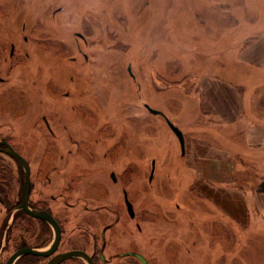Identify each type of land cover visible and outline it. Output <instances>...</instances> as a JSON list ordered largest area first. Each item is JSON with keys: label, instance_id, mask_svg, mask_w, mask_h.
<instances>
[{"label": "rangeland", "instance_id": "rangeland-1", "mask_svg": "<svg viewBox=\"0 0 264 264\" xmlns=\"http://www.w3.org/2000/svg\"><path fill=\"white\" fill-rule=\"evenodd\" d=\"M263 41L264 0H0V118L32 163L36 193L80 200L66 206L70 220L88 206L95 229L112 224L108 255L127 247L151 264H264L253 247L264 230L236 238L218 224L209 238L210 160L198 165L192 147L221 164L227 141L209 126L203 87L245 88L253 112L264 70L240 54ZM167 120L185 135L184 154Z\"/></svg>", "mask_w": 264, "mask_h": 264}, {"label": "flooded vegetation", "instance_id": "flooded-vegetation-1", "mask_svg": "<svg viewBox=\"0 0 264 264\" xmlns=\"http://www.w3.org/2000/svg\"><path fill=\"white\" fill-rule=\"evenodd\" d=\"M5 121L4 118H0V210L4 211L3 215L0 211V264H143L135 256L123 255L128 252L143 255L151 264L146 255L127 247L126 249L114 247L111 250L113 252L108 255V248L111 244L106 235L112 224L95 229L96 220L100 223L99 218L93 216L86 219L87 222L84 220L92 216L89 214L91 211L88 206L83 208L87 212L84 218L81 217L80 211H76L71 216L75 221L69 219L70 215L66 206H74L80 200L78 203H69L65 199L66 196L64 197V192L50 198L47 193L41 190L36 193L32 163L13 144L12 137L6 130V126L9 125ZM5 142L27 160L29 164L28 208L51 216L60 231L57 244H55V225L42 217L31 215L21 208L26 182L25 172L16 158L6 152L7 145ZM6 161H10L13 168ZM112 176L114 177V174ZM44 183L43 186L49 184V182ZM123 195L126 212L132 221L136 217L135 211L134 216L129 213L126 203V196L128 198V195L126 192ZM59 197H62L63 200L59 201ZM51 203H56L59 209L54 212ZM130 203L133 206L131 201ZM92 212L96 214L97 208L93 209ZM66 226H70L71 229L69 235L65 237ZM85 234L89 236L88 241ZM133 259L137 262H134Z\"/></svg>", "mask_w": 264, "mask_h": 264}, {"label": "crops", "instance_id": "crops-1", "mask_svg": "<svg viewBox=\"0 0 264 264\" xmlns=\"http://www.w3.org/2000/svg\"><path fill=\"white\" fill-rule=\"evenodd\" d=\"M263 42L256 43L250 53L243 51L240 54V60L264 68ZM203 89L207 94L206 100L209 102V125L236 127L238 131H241L245 144L252 151L244 159L245 165L236 169L228 151L222 150V162L218 166L217 154L211 153V149L209 152L204 145L192 146L198 165H201L199 162L201 158L210 160L209 196L212 195V197L209 198L227 214L226 220L233 223L232 226L236 228L235 231L238 234L248 228L256 227L257 224V227L261 229L264 227V176L262 178L253 176L264 174V117H260L264 113L262 100L264 92L253 95L254 110L249 112L243 90L232 85L210 83V81ZM260 102L261 104L258 105ZM215 172L221 173L222 176L213 177ZM236 173H242L243 178L250 180L252 184L243 183V186L238 187L225 185ZM223 228L226 229L227 235L231 234L228 233L232 231L229 226L223 225ZM253 247L261 246H257L254 242Z\"/></svg>", "mask_w": 264, "mask_h": 264}, {"label": "trees", "instance_id": "trees-1", "mask_svg": "<svg viewBox=\"0 0 264 264\" xmlns=\"http://www.w3.org/2000/svg\"><path fill=\"white\" fill-rule=\"evenodd\" d=\"M247 43H248V41L245 42V44H247ZM262 69L264 70V68H262ZM239 89L243 90L246 93L247 89H245V88H239ZM254 90H256V89H254ZM209 126H211V125H209ZM220 127H222V131L224 133L223 134V138H225L226 141H227L224 144L225 145L224 149L226 151H228L229 154L231 155L236 169L238 167H243V164L245 165L244 159H246V156L248 155V153L251 154L252 151L245 144L244 137H243L241 131H238L236 129V127H227V126H222V125ZM148 138L149 137L146 135V136H144V138L142 140L145 141V140H148ZM185 141H186V137H185ZM206 143L209 144V142H207V141H206ZM236 175H237V177L234 176L232 178V180L229 181L228 183H226L225 185H228V186H231V187H238V186H243V183H246V184L250 183V180L248 181V179L245 180L243 178L244 175L242 173L241 174L240 173H236ZM250 176H253V175H250ZM263 176H264V174H262V175L261 174L260 175L255 174L253 177L254 178L255 177H257V178L261 177L262 178ZM250 184H252V183H250ZM192 191H193V189H192ZM206 201L208 203H210L211 205H213L214 207H216V209H214V211L218 212V213L215 212L213 214L214 216H209V238L213 237V232H214L213 228H214L215 225H218V224L221 225V226H223V225L224 226H229L232 229V231H230V232L228 231V233H231V234L235 235L236 238H238L239 234L235 231L236 228H234L232 225L230 226L227 221H224V220L221 219L222 218L221 216L226 217L227 214H225L221 210V208L217 205V203H214V201L211 200V198H209V201L206 199ZM218 217H221V218L219 219ZM261 230L263 231L264 227L261 228V229L258 228V227H252V228H248L246 231L242 232L241 234L247 236L246 233L247 232H251V235H248V237L256 238V235H254V234L252 235V233L253 232L254 233L257 232L258 233V237L256 239H260L259 233L261 235H263ZM225 231H226V229H225ZM225 234H227V232H225ZM194 242H196V239H194ZM186 244L188 245L187 242H186ZM261 244H260V246H261V248H263V253H264V244L263 245H261ZM225 250L226 249L224 247L223 248L221 247V252H219L220 254L217 255V256H219L218 259L224 258L226 255H228L227 254L228 251H225ZM213 252H214V247H212V244H209V263L211 262L210 261V259H211L210 256L213 254ZM213 257L215 259L216 256H213Z\"/></svg>", "mask_w": 264, "mask_h": 264}, {"label": "water", "instance_id": "water-1", "mask_svg": "<svg viewBox=\"0 0 264 264\" xmlns=\"http://www.w3.org/2000/svg\"><path fill=\"white\" fill-rule=\"evenodd\" d=\"M145 107L150 112H152L154 114H160L159 111H157L155 109H152L147 104L145 105ZM167 122H168L170 128L172 129V131L178 137V139L180 141V144H181L182 153L184 154L185 153V136H184V134L171 121L167 120ZM6 145H7L6 152H8L11 156H13V157L16 158V160L18 161L19 165L22 167V169L25 172V181L26 182H25V189H24V195H23V203H22V207L21 208L25 209L29 214H31L33 216L42 217L45 220H48L49 222H51L52 224H54L55 225V229H56V242H55V244H57V242H58V240L60 238V231L57 228V226H56L54 220L51 218V216L49 214H47V213L32 211V210H30L28 208V202L27 201H28V193H29V164H28L27 160L23 156H21L19 153H17L10 145H8L7 143H6ZM154 164L155 163L153 161V164H152V172H151V175H150V179L152 178V175H153V172H154ZM126 203H127L128 209H129V213L132 216H134L133 206L130 203V201L128 200L127 196H126ZM123 255H132V256H135V257L139 258L143 262V264H149L148 261H147V259L143 255H141L139 253H136V252H128V253H125Z\"/></svg>", "mask_w": 264, "mask_h": 264}]
</instances>
